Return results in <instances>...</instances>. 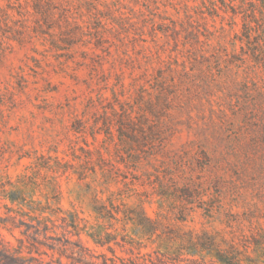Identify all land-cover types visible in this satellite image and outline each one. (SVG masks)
Returning <instances> with one entry per match:
<instances>
[{"label": "rangeland", "instance_id": "374dc122", "mask_svg": "<svg viewBox=\"0 0 264 264\" xmlns=\"http://www.w3.org/2000/svg\"><path fill=\"white\" fill-rule=\"evenodd\" d=\"M229 3L0 0V182L29 176L97 253L111 255L94 231L142 253H185L207 232L264 264L242 246L264 230V142L247 149L264 136V66L243 55L264 37L241 42ZM123 211L153 223L136 234Z\"/></svg>", "mask_w": 264, "mask_h": 264}, {"label": "trees", "instance_id": "16d2710c", "mask_svg": "<svg viewBox=\"0 0 264 264\" xmlns=\"http://www.w3.org/2000/svg\"><path fill=\"white\" fill-rule=\"evenodd\" d=\"M34 1L36 6L40 5L41 0ZM229 1L230 5L234 0ZM240 3L239 7H244L243 11L236 12L232 5L230 8L234 15L242 14V31L238 39L247 46L253 43L251 41L264 37V0H240ZM257 27L259 33L256 31ZM253 32L256 35L253 36ZM247 50L248 53L245 51L243 55L249 56L255 64L264 66L263 47L247 46ZM256 139L257 137L253 136L248 150H260L264 136L258 138L260 144ZM29 178L27 175H21L12 180L6 176L0 182V208L3 211L0 215V231L9 232L15 239L13 244L0 232V264H241L238 246L233 239L227 241L223 236L207 232L190 236L188 243L191 253H184V248L172 253L161 250L142 253L141 243L134 238L128 239L127 235H124L119 243L112 238L111 233L103 235L94 231L89 237L95 247L105 248L111 255L97 253L96 250L83 246L80 240L73 242V229H78L73 212L63 213L59 207L53 210L49 205H42L41 202L33 200V193L28 189ZM48 211L50 215L54 214L53 211H58L55 221L46 215ZM123 216L127 223L139 231L136 234H144L146 226L153 223L145 216L144 211H123ZM15 230H18L19 237L13 235ZM57 234L60 236H56ZM250 237L242 246L245 252L251 250L255 255V261L246 260L255 263L264 256V230L251 233ZM73 243L77 244L78 250L73 249ZM111 243L119 247L125 256H117ZM43 256L49 257V260L45 261ZM245 256L249 258L248 254ZM62 258L67 261L63 262Z\"/></svg>", "mask_w": 264, "mask_h": 264}]
</instances>
